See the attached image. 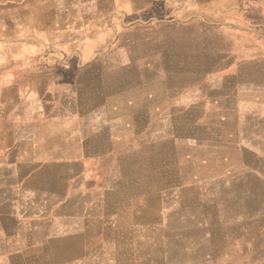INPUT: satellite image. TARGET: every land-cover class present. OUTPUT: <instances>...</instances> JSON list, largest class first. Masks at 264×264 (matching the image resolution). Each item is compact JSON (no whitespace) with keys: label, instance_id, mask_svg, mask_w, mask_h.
<instances>
[{"label":"crops","instance_id":"1","mask_svg":"<svg viewBox=\"0 0 264 264\" xmlns=\"http://www.w3.org/2000/svg\"><path fill=\"white\" fill-rule=\"evenodd\" d=\"M0 264H264V0H0Z\"/></svg>","mask_w":264,"mask_h":264},{"label":"rangeland","instance_id":"2","mask_svg":"<svg viewBox=\"0 0 264 264\" xmlns=\"http://www.w3.org/2000/svg\"><path fill=\"white\" fill-rule=\"evenodd\" d=\"M209 20V19H208ZM189 19H185V18H170L169 19V23H170V26L172 27H178V26H189L191 25L190 23H188ZM145 26L148 25V24H144ZM209 26H203L202 27V31L203 32H209ZM190 29H193V25H191ZM203 36L205 37L206 36V39L208 38V34H203ZM193 51H185V57H186V60H188V56L187 54H191ZM177 51H173V55H171V59L174 58L177 60L178 58V55H177ZM204 53V51H203ZM171 54H172V51H171ZM225 55L221 54L220 51H218V56H217V61H218V64L217 65H214V64H208V65H202V66H193V65H181V66H178V65H174V66H170V72H171V75L172 74H175L177 75L179 72H181L182 74H186L187 76L188 75H193L194 72H198V71H201L202 74H208V73H211V72H214V71H218V70H221L222 68H224L223 65H220L221 61H223V57ZM203 58V61H210L211 57H208V56H202ZM206 59V60H205ZM175 60V61H176ZM161 68V67H159ZM182 86L183 83H179L178 81H171L170 85H171V89H178L179 86ZM189 83L187 82L186 85H188ZM251 245L255 246V248H257V243H251ZM250 245V246H251ZM254 261H256L254 259Z\"/></svg>","mask_w":264,"mask_h":264}]
</instances>
